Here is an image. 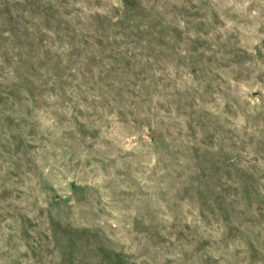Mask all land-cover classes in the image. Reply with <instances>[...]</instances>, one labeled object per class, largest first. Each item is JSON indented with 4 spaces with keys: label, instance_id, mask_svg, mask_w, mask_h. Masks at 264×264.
<instances>
[{
    "label": "rangeland",
    "instance_id": "obj_1",
    "mask_svg": "<svg viewBox=\"0 0 264 264\" xmlns=\"http://www.w3.org/2000/svg\"><path fill=\"white\" fill-rule=\"evenodd\" d=\"M0 264H264V0H0Z\"/></svg>",
    "mask_w": 264,
    "mask_h": 264
}]
</instances>
